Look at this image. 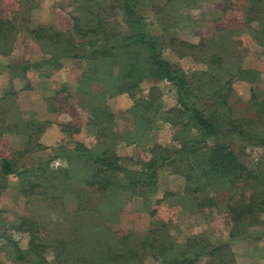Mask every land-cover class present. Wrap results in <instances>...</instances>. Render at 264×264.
Listing matches in <instances>:
<instances>
[{
	"label": "rangeland",
	"instance_id": "1",
	"mask_svg": "<svg viewBox=\"0 0 264 264\" xmlns=\"http://www.w3.org/2000/svg\"><path fill=\"white\" fill-rule=\"evenodd\" d=\"M117 4L0 0V18H17L7 46L0 41V53L8 51L0 54V264H20L13 245L27 250L28 235L16 229L24 217L38 223L42 237L52 245L40 264H74V258H56L53 247L65 237L72 241L66 244L72 252L78 230L88 232L89 257L107 245L116 250L124 235L139 249L144 239L161 244L147 254L142 250L140 261L114 264H154L157 255L168 261L200 245L225 247L220 257L202 256L195 264H264V213L245 227L244 236L229 237L227 205L238 201L240 184L235 189L223 181L210 193L198 191L199 196L215 199L209 207L196 205L173 165L157 170L152 192L133 194L121 184L100 192L87 185L92 159L77 151L88 150L93 156L112 152L119 165L140 173L150 159L173 157L183 143L199 136L188 117L177 112L171 82L143 77L131 93L118 92L121 73L109 71L121 65L120 54L105 63L65 58L38 69H12L47 60L56 51L55 45L33 40L25 32L30 24L70 31L75 45L81 40L73 34L74 18L81 25L97 19L116 21L126 35L129 30ZM244 7L245 0H140L137 11L163 57L192 83L189 101L205 114L211 108L217 111L250 138L262 139L264 119L258 117L257 105L264 100V47L253 38L264 41V33L244 25ZM260 20L261 31L264 16ZM230 80L232 92L227 99L219 98L218 90L225 93ZM94 107L98 121L104 118L101 125L93 116ZM219 141L264 180V147L234 137ZM2 159L11 163L9 174L1 171Z\"/></svg>",
	"mask_w": 264,
	"mask_h": 264
},
{
	"label": "trees",
	"instance_id": "2",
	"mask_svg": "<svg viewBox=\"0 0 264 264\" xmlns=\"http://www.w3.org/2000/svg\"><path fill=\"white\" fill-rule=\"evenodd\" d=\"M96 1V0H91ZM117 1L118 13L122 16L124 27L128 28V33L121 34L118 27L119 23L97 19L84 25L80 24L79 19H73V34L81 42L74 44L73 35L70 31H59L51 27L34 26L30 24L25 28V32L36 41H48L57 48L55 52L50 53V58L39 62H24L19 65H12V69L29 68L38 69L45 64H55L60 59L75 58L79 60H97L105 63L107 60H113L117 55H121V65L111 68L110 73H121L118 85V92L131 93L134 87L138 86L143 77H149L171 82L177 92V112L188 117L200 132L197 138L183 143L182 147L174 151L175 156L169 157L161 155L159 159H150L143 170H130L117 163V158L112 152L103 151L98 156H93L88 150L77 151L80 156L92 159V174L87 180V185L100 192L112 190L121 184L123 190L131 191L133 194H142L146 191L152 192L155 189V177L157 170L162 167L174 166V171L184 177L186 181L185 191H187L197 206L209 207L216 203L212 196H199L198 191L209 190L216 187V183L226 181L230 188H235L240 184L239 199L234 205H227L231 214L232 228L230 239L240 238L246 234L245 227L254 224V221L264 213V189L259 186L264 185L260 174L248 170L241 164L235 154L225 145L220 143V138H235L242 143L250 146L264 147V138L252 139L245 134L238 126L227 123L218 116L217 111L212 108L205 114L196 107L195 103L190 102L192 96V83L187 81L184 73L176 69L162 55L161 48L157 40L150 36L145 29V23L139 16L137 7L140 0H114ZM263 0H245V7L242 12L244 25L254 33H264V28L260 29L261 17L264 16ZM17 18L7 20L0 18V41L2 46L6 47L10 41L8 34L15 30V21ZM259 29V30H258ZM253 40L258 46L264 47V41ZM8 51L0 53L7 54ZM80 52L81 54L77 53ZM216 57V56H215ZM217 58V57H216ZM215 58V59H216ZM217 61V60H216ZM116 64V63H112ZM111 65V66H112ZM231 80L228 81V87L225 93L223 89L218 90L221 95L219 98L227 99L232 92L230 87ZM253 98L255 95L252 94ZM93 115L98 121V108L94 107ZM257 114L260 119H264V100L257 105ZM102 120L98 124H102ZM96 121V122H97ZM76 152V151H75ZM70 152L68 154H72ZM1 171L3 174L12 172L11 163L7 159L1 160ZM69 178V176L66 174ZM120 182V183H119ZM38 185H32L34 189ZM209 188V189H206ZM31 189V190H32ZM30 190V191H31ZM246 192H248L246 194ZM91 222H93L91 220ZM257 223V222H256ZM39 224L29 218H21L16 229L28 235L27 250L14 246L15 259L20 264H40L44 261L43 255L52 247L45 241L46 237L39 231ZM89 240L88 232L84 233L78 230L75 235L73 251L67 250L66 244H72V241H66L65 237L56 241L53 247L55 257H62V261L74 258V264H114L116 262L140 261V252L145 250L146 254L155 250L160 242L157 239H144L142 249L139 246L133 247L130 244L128 236L120 239V247L113 250L107 245L104 250L94 252L95 256L89 257L88 249L85 245ZM199 246V245H198ZM60 247V252L57 249ZM211 247V248H209ZM199 246L187 253L183 252L178 258L171 260H161L156 256L154 264H195L202 256L220 257L224 245ZM88 253V254H87ZM36 258L32 259V256ZM155 256V255H153ZM92 258V261L91 259ZM56 260V259H55Z\"/></svg>",
	"mask_w": 264,
	"mask_h": 264
}]
</instances>
